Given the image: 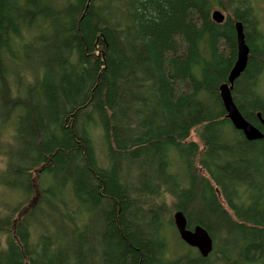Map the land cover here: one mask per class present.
<instances>
[{
    "label": "trees",
    "instance_id": "16d2710c",
    "mask_svg": "<svg viewBox=\"0 0 264 264\" xmlns=\"http://www.w3.org/2000/svg\"><path fill=\"white\" fill-rule=\"evenodd\" d=\"M263 77L255 0H0V264H264Z\"/></svg>",
    "mask_w": 264,
    "mask_h": 264
},
{
    "label": "water",
    "instance_id": "95a60500",
    "mask_svg": "<svg viewBox=\"0 0 264 264\" xmlns=\"http://www.w3.org/2000/svg\"><path fill=\"white\" fill-rule=\"evenodd\" d=\"M211 19L216 24H222L225 17L220 11L215 10L211 14ZM234 30L236 37V61L228 74L227 82L219 87V96L226 117L232 127L241 132L247 141H258L263 138V135L258 129L243 119L231 97L233 84L244 71L249 53L248 47L245 44L242 25L236 23ZM257 119L264 129V120L260 117V114H257ZM173 222L178 237L183 244L191 249H195L202 258H206L211 253L212 240L204 229L197 226L193 230H188L186 219L181 212L174 213Z\"/></svg>",
    "mask_w": 264,
    "mask_h": 264
},
{
    "label": "rangeland",
    "instance_id": "374dc122",
    "mask_svg": "<svg viewBox=\"0 0 264 264\" xmlns=\"http://www.w3.org/2000/svg\"><path fill=\"white\" fill-rule=\"evenodd\" d=\"M255 7L258 10L259 13V17L261 20V29L264 33V0H255ZM218 10L217 8L214 9ZM220 11V10H218ZM221 12V11H220ZM224 17H225V13L221 12ZM260 91L264 94V77L262 79L261 85H260ZM96 149H97V153L100 159H104V149H103V145L101 143V141H96ZM170 247L169 250L171 251V253L173 254V256L179 257L181 256V254H183L184 252H187V246L184 245L177 236H175L173 233H170ZM169 251V252H170Z\"/></svg>",
    "mask_w": 264,
    "mask_h": 264
},
{
    "label": "flooded vegetation",
    "instance_id": "af4514ba",
    "mask_svg": "<svg viewBox=\"0 0 264 264\" xmlns=\"http://www.w3.org/2000/svg\"><path fill=\"white\" fill-rule=\"evenodd\" d=\"M195 250V249H194Z\"/></svg>",
    "mask_w": 264,
    "mask_h": 264
}]
</instances>
